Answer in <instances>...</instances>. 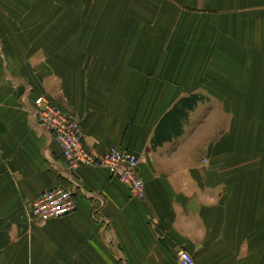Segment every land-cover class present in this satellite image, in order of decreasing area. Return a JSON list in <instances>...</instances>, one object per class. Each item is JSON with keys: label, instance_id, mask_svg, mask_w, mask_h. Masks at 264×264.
<instances>
[{"label": "crops", "instance_id": "obj_1", "mask_svg": "<svg viewBox=\"0 0 264 264\" xmlns=\"http://www.w3.org/2000/svg\"><path fill=\"white\" fill-rule=\"evenodd\" d=\"M179 1L196 8V0ZM223 2L197 0V9L255 6ZM172 10L167 4L165 25ZM53 19L46 5L0 0V264H178L180 251L196 264H264V149H241L240 136L252 140L259 130L241 133L237 111L226 114L237 94L257 88L255 54L240 64L227 38L230 49L217 52L214 28L206 22L191 37L184 18L166 53L155 51L154 34L123 48L116 36L104 49L65 47L57 28L49 33ZM239 21L251 30L250 49L256 18L238 19V31ZM41 96L82 119L93 155L135 154L145 197L131 198L108 170H70L53 134L36 123ZM189 98L196 104L179 133L156 142L161 121ZM57 187L72 190L76 212L29 227L26 207Z\"/></svg>", "mask_w": 264, "mask_h": 264}, {"label": "rangeland", "instance_id": "obj_2", "mask_svg": "<svg viewBox=\"0 0 264 264\" xmlns=\"http://www.w3.org/2000/svg\"><path fill=\"white\" fill-rule=\"evenodd\" d=\"M223 1L227 5H222V8L231 5V0ZM32 3L34 5L39 3L42 8L44 5L47 6L49 17L53 16L56 23L49 25V33H55L57 28L58 32L64 36L65 47L80 44L83 48L82 45L86 44L90 50L104 49L108 44L104 43L108 36H116V40L121 43L123 48L141 34L145 35L144 42L147 39L146 36L154 34L155 45H158L155 51L166 53L168 39L177 26L183 27V18L190 19L187 26L188 35L191 37H197L207 22V25L214 28L212 44H216L215 51L219 52L224 48L230 49L229 47L233 50L238 48L241 52L238 60L240 64L243 63L241 60L250 59L251 61L252 54H255L254 60L257 68L255 85L257 88L260 87L237 94L239 104H234V101H231L230 106L227 107L230 112L226 114L231 115L232 112L237 111L236 118L242 123L241 133L247 129L259 130L256 133L260 136H253L252 140H249L251 139L249 135L240 136L241 149L249 146L264 149V0H255V6L249 10L241 7L235 10L224 8L221 11L209 7L210 10L207 8L199 10L197 9V0L196 8L183 6V3L180 5L179 0H32ZM167 4L172 6L173 12L172 16L168 18V24L165 25L166 22L162 21V17L166 15ZM57 14L58 16L61 14L60 18L57 17ZM254 17L256 18L254 36L256 43L249 49L247 48L248 39L253 38L251 30L247 35L246 25L243 28V24L239 21L238 31L236 22L238 19L248 21ZM76 35L80 36V43L74 39ZM69 36H73V38H69ZM226 38L229 47L226 45L227 43L225 44ZM252 48L255 50H251ZM81 51H85V54L88 53V50ZM94 56L97 58L99 54ZM241 67V70H244L245 64ZM213 80L209 76L208 82ZM48 99L54 103L51 98L47 97ZM75 117L82 124V119L76 115Z\"/></svg>", "mask_w": 264, "mask_h": 264}, {"label": "built area", "instance_id": "obj_3", "mask_svg": "<svg viewBox=\"0 0 264 264\" xmlns=\"http://www.w3.org/2000/svg\"><path fill=\"white\" fill-rule=\"evenodd\" d=\"M33 115L36 123L51 132L55 143L61 148L72 171L80 167L102 168L126 187L130 197L143 199L145 183L139 173V159L127 150L111 148L103 156L90 153L83 144L82 124L77 117L56 106L47 97L34 100ZM77 210L72 190L57 187L42 193L25 209L29 227L46 225L73 215ZM178 264H196L187 251L178 253Z\"/></svg>", "mask_w": 264, "mask_h": 264}, {"label": "trees", "instance_id": "obj_4", "mask_svg": "<svg viewBox=\"0 0 264 264\" xmlns=\"http://www.w3.org/2000/svg\"><path fill=\"white\" fill-rule=\"evenodd\" d=\"M195 98L182 99L177 106L161 121L157 129L156 142L160 143L170 139L172 134L179 133L181 120L186 118L187 109H193Z\"/></svg>", "mask_w": 264, "mask_h": 264}]
</instances>
